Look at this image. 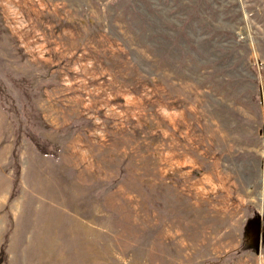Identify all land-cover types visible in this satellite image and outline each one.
I'll list each match as a JSON object with an SVG mask.
<instances>
[{
	"label": "rangeland",
	"instance_id": "rangeland-1",
	"mask_svg": "<svg viewBox=\"0 0 264 264\" xmlns=\"http://www.w3.org/2000/svg\"><path fill=\"white\" fill-rule=\"evenodd\" d=\"M0 264H264V0H0Z\"/></svg>",
	"mask_w": 264,
	"mask_h": 264
}]
</instances>
